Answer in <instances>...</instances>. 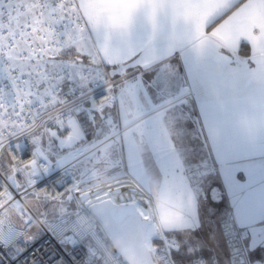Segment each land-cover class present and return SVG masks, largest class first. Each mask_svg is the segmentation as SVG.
I'll return each instance as SVG.
<instances>
[{
    "label": "snow or ice",
    "instance_id": "snow-or-ice-1",
    "mask_svg": "<svg viewBox=\"0 0 264 264\" xmlns=\"http://www.w3.org/2000/svg\"><path fill=\"white\" fill-rule=\"evenodd\" d=\"M0 264H264V0H0Z\"/></svg>",
    "mask_w": 264,
    "mask_h": 264
},
{
    "label": "built area",
    "instance_id": "built-area-1",
    "mask_svg": "<svg viewBox=\"0 0 264 264\" xmlns=\"http://www.w3.org/2000/svg\"><path fill=\"white\" fill-rule=\"evenodd\" d=\"M97 94H100V89H97ZM22 156H26L27 152H22L21 153ZM58 173H52L49 176L45 177L44 179H42L41 181L38 182V187H51V186H55L52 184L53 181H55L58 178ZM55 187H57V190H62V188H60V186L56 185Z\"/></svg>",
    "mask_w": 264,
    "mask_h": 264
}]
</instances>
